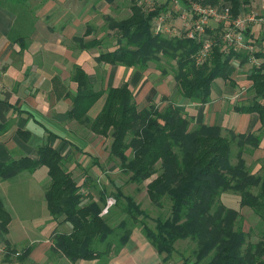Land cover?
I'll list each match as a JSON object with an SVG mask.
<instances>
[{
	"label": "trees",
	"instance_id": "1",
	"mask_svg": "<svg viewBox=\"0 0 264 264\" xmlns=\"http://www.w3.org/2000/svg\"><path fill=\"white\" fill-rule=\"evenodd\" d=\"M100 1L114 4L118 0ZM173 1L155 2L148 8L139 0H131V14L127 18L106 17L108 29L118 43L113 51L100 54L98 62L142 71L155 64L168 75L161 64L165 60L173 69L178 97L199 106L212 101V86L217 79L234 84L230 73L235 69V61L244 67L256 59L259 64L251 66L246 76L252 92L250 98L236 103L233 111L257 115L260 128L253 133L229 131L224 135L221 126L195 124V116L182 111L167 97L160 103L139 107L128 84L97 91L87 73L80 66L75 67L73 80L78 87L70 118L94 134L112 139L110 160L120 163L128 183L142 186L149 181L146 193L162 214L152 217L140 202L115 184L114 207L108 206L113 197L106 189L86 194L84 186L68 170L66 159L49 145L39 148L36 160L22 157L0 162L3 181L23 172L33 173L43 166L48 169L49 212L55 220L63 218L72 226L70 233L53 237L55 250L73 262L99 260L107 264L129 243L133 230L140 228L157 252L167 258L178 252V242H189L191 254L186 257L180 253L183 264H264V164L262 173L255 174L244 158L259 148L264 135V50L252 54L234 49L226 52L218 40L212 58L197 67L193 57L201 48L199 41L156 35L153 31L154 20L167 13ZM178 1L181 6L189 5L186 0ZM194 1L204 6L224 3L230 7L232 19L238 18L243 7L250 3V0ZM224 26H211L207 32L217 37ZM245 36L249 44H255L250 42V28ZM75 42L80 43L82 50L98 45L96 39L85 42L76 38ZM105 94L102 111L91 119L90 109ZM5 130V125H0V134ZM20 134L23 137L28 133ZM233 146L237 147L235 162ZM227 192L238 195L240 207L250 208L259 218L258 241H251L252 230L245 231V218L240 211L221 201ZM116 207L121 219L112 226L110 219ZM9 222L10 215L0 199V227L5 233Z\"/></svg>",
	"mask_w": 264,
	"mask_h": 264
},
{
	"label": "crops",
	"instance_id": "2",
	"mask_svg": "<svg viewBox=\"0 0 264 264\" xmlns=\"http://www.w3.org/2000/svg\"><path fill=\"white\" fill-rule=\"evenodd\" d=\"M175 1L178 0L169 9ZM139 2L144 5L143 0ZM178 4L181 8L179 1ZM130 5L131 0L114 4L100 0H0V125L6 127L0 134V162L22 157L36 160L39 148L49 145L66 159L74 178L76 171H82L83 175L76 179L86 194L95 193L93 178L110 182L109 176L114 174L110 167L116 164L110 160L112 139L94 134L69 115L78 87L73 80L77 66L87 73L97 91L128 84L139 107L160 103L167 97L182 111L195 116V124L218 125L241 134L260 128L257 115L239 114L232 108L242 89L249 90L247 74L244 80L238 79L248 72V66L241 69L243 66L234 63L238 76H231L234 84L224 81V91L217 87L216 96L212 86V101L197 106L178 95L173 98L178 94L173 76L164 75L155 64L142 71L98 62L100 54L113 51L118 43L108 29L106 17L123 20L131 14ZM254 13H262V0H250L242 9L245 16ZM248 28L250 42L255 43L256 50H264V27L252 23ZM76 38L85 42L96 39L98 45L82 50ZM105 101L106 94L90 109L91 119L100 114ZM21 131L27 136L22 137ZM253 162L256 174L264 164V135L253 152ZM49 184L45 166L33 173L0 179V199L10 215L8 232L0 227V264H102L99 260L73 262L55 250L53 237L70 233L72 226L63 218L55 220L51 216L46 199ZM111 204L108 202L109 207ZM107 264H183V260L177 261L175 255H160L142 230L135 228L129 243Z\"/></svg>",
	"mask_w": 264,
	"mask_h": 264
},
{
	"label": "built area",
	"instance_id": "3",
	"mask_svg": "<svg viewBox=\"0 0 264 264\" xmlns=\"http://www.w3.org/2000/svg\"><path fill=\"white\" fill-rule=\"evenodd\" d=\"M186 1L189 4L187 7L180 8L178 1H175L173 8L157 17L154 20L153 31L156 35L164 34L169 37L199 41L201 48L193 57L197 67L204 65L212 58L213 49L218 44V40L226 52L231 49L255 52L254 45L247 42L245 32L249 27L248 24L256 23L258 20L264 21V0H262L261 14L254 13L249 16L242 14L236 19H232L230 7L225 4L204 6L194 0ZM211 22H215L214 24L217 23V25H226L217 37H213L207 32L209 27L211 28ZM177 23L181 24V28L175 30L174 27L177 26Z\"/></svg>",
	"mask_w": 264,
	"mask_h": 264
},
{
	"label": "rangeland",
	"instance_id": "4",
	"mask_svg": "<svg viewBox=\"0 0 264 264\" xmlns=\"http://www.w3.org/2000/svg\"><path fill=\"white\" fill-rule=\"evenodd\" d=\"M143 2H144V5L146 7H148V8L153 7L155 5V0H143ZM182 7H183V5H182ZM213 23H215V22H211V26L212 27H217L218 26L217 23L216 24H213ZM256 23H258V24H260V25H262L264 27V21H259L258 20ZM248 26L252 27V23L248 24ZM179 27L181 28V24L180 23H178V26L175 25L174 29L178 30ZM234 63H239V62L235 61ZM161 64L169 72V75H173V73H172L173 69L171 68L170 65H168L169 63H167L165 60H163L161 62ZM258 64H259V62L256 61V59H254V60H251V62L248 64V67L250 69L251 66L258 65ZM239 68H241V67H239ZM245 68H247V66H244L241 69H245ZM235 69L233 68L234 71H231V73H230L232 77H238L236 75L237 73L235 72L236 71ZM247 73L248 72L244 71V73L242 74L243 77H241L242 76L241 75L238 79H243L244 80L245 79V75ZM223 82H224L223 79H217L213 83L214 96L217 95V87H221L222 91H224L225 87H224ZM244 90H245V92L243 93ZM251 93L252 92H250L248 89H242L241 93L236 98L237 101L232 104V108H233V106L236 103L243 102V100L250 98ZM177 95L178 94H174L173 98L177 97ZM229 131H231V130H223V134L224 135H228ZM236 153H237V147L233 146V148H232V161L233 162H235ZM244 158L249 162L248 166H250L254 170L256 164L253 162V154L252 155H247L246 154L244 156ZM67 166H69V165H67ZM106 167L108 169L110 167V165L107 163ZM110 168H113L114 174L109 176V178H110V182L109 183L105 184L103 182V180H101L99 178L98 179L97 178L96 179L93 178L92 187L95 189V193H97L98 191L101 190V186H99L101 184L103 186L102 189H106L108 194L112 195V197H113V193L116 192V188L114 187V185H112V183H114L116 186L122 187V189H123L125 194L133 196L138 202H140L142 204L143 209H146L147 211H149L150 215L152 217L156 218V217H158V216H160L162 214L157 208H155L152 205V203L150 202V200L148 198V195L146 193L145 187H146V185L148 184L149 181L145 182L142 186H137L135 184H131V183L127 182L128 181V176L124 175L121 172L120 163H116L114 165V167H110ZM86 171L91 172V169L87 168ZM260 172L262 173V170ZM82 175H83V173H82L81 170H78V171L75 172V178L81 177ZM109 200H108V202H111L112 203L111 206H113L114 203H115L114 197H113V199L110 198ZM221 201L227 207L233 208V209H237V210L240 211V213L245 218V221H244V229H245V231L249 232V231L252 230L251 241H253V242L258 241L259 240L258 239L259 238L258 232L260 231V228H261V222H260L259 218L252 212V210L250 208H241L240 204H239V201H240L239 196L234 194V193H232V192H227V193L223 194L222 197H221ZM113 210H114V213H113L114 215L113 214L111 215L112 218L110 219V223L112 224V226H115L117 224V221L120 220L121 218H120L119 207H116V209H113ZM164 213L166 214L167 211H165ZM149 224H150V226H154V224L151 223V222H149ZM176 248H177L178 252L174 253V255H175V259L177 261H182L183 260V257L180 255V253L182 255L185 254L186 257L191 254L192 246H190L189 242H183V241L178 242L177 245H176Z\"/></svg>",
	"mask_w": 264,
	"mask_h": 264
}]
</instances>
